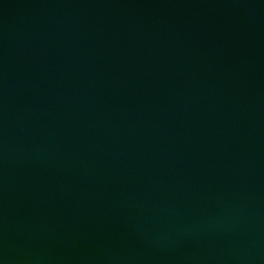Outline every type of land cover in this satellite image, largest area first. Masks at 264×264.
<instances>
[{"label": "water", "instance_id": "1", "mask_svg": "<svg viewBox=\"0 0 264 264\" xmlns=\"http://www.w3.org/2000/svg\"><path fill=\"white\" fill-rule=\"evenodd\" d=\"M0 264H264V0H0Z\"/></svg>", "mask_w": 264, "mask_h": 264}]
</instances>
